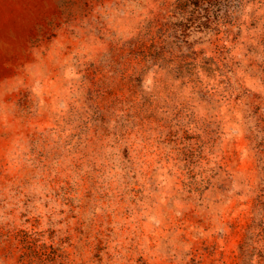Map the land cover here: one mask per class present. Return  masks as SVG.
Wrapping results in <instances>:
<instances>
[{
  "label": "rangeland",
  "instance_id": "rangeland-1",
  "mask_svg": "<svg viewBox=\"0 0 264 264\" xmlns=\"http://www.w3.org/2000/svg\"><path fill=\"white\" fill-rule=\"evenodd\" d=\"M0 0V264H264V0Z\"/></svg>",
  "mask_w": 264,
  "mask_h": 264
},
{
  "label": "trees",
  "instance_id": "trees-1",
  "mask_svg": "<svg viewBox=\"0 0 264 264\" xmlns=\"http://www.w3.org/2000/svg\"><path fill=\"white\" fill-rule=\"evenodd\" d=\"M186 1H189V2H191L192 4L197 5V3H195V0H186Z\"/></svg>",
  "mask_w": 264,
  "mask_h": 264
}]
</instances>
